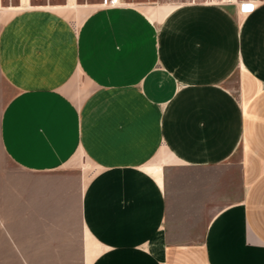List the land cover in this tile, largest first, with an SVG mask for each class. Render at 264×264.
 Here are the masks:
<instances>
[{
    "label": "crops",
    "instance_id": "obj_1",
    "mask_svg": "<svg viewBox=\"0 0 264 264\" xmlns=\"http://www.w3.org/2000/svg\"><path fill=\"white\" fill-rule=\"evenodd\" d=\"M246 3L243 13L219 3L175 5L162 27L148 23L146 39L144 14L127 7L93 14L80 28L49 6L14 10L4 21L0 77L12 95L0 115V143L35 177L26 184L36 188L27 213L39 219L42 211L47 224L60 216L54 186L63 165L80 149L100 163L79 196L84 235L101 247L89 264H264V0ZM112 25L124 31L118 52L146 48L149 64L144 55L131 66L121 55L114 69L122 80L84 98V80L114 77L99 71L96 56V35L107 37ZM101 97L109 102L104 112ZM160 144L193 170L237 171L239 196L187 205L212 206L197 236H180L168 223L162 165H140ZM49 230L55 249L62 247L59 229Z\"/></svg>",
    "mask_w": 264,
    "mask_h": 264
},
{
    "label": "rangeland",
    "instance_id": "obj_2",
    "mask_svg": "<svg viewBox=\"0 0 264 264\" xmlns=\"http://www.w3.org/2000/svg\"><path fill=\"white\" fill-rule=\"evenodd\" d=\"M96 1V0H95ZM246 0H121L116 7L100 8L96 4L88 5L83 0H78L75 3H68L66 0H53L51 2L35 1L31 7L28 4L20 2H8L7 0H0V28L2 27L6 18L14 11L32 7H52L68 16L74 24H80L83 20L87 19L93 14H100L110 9H117L119 7H127L129 9H136L143 13V26L145 27V39L148 38L147 25L153 23L160 28V23L169 12L173 10L175 5L183 4H199V3H215L225 5L229 9L240 8V13L246 10L248 3L242 4ZM37 4V5H35ZM242 4V5H241ZM239 5V6H238ZM151 17L154 21L151 22ZM115 25L119 23L114 21ZM130 22V21H129ZM134 25V19L131 21ZM130 23V24H131ZM130 27L129 25H127ZM111 31H108L105 35H96L97 41V61L99 64V71L106 76L107 73L114 77H100L99 85L96 84V80L93 78L86 82L84 80L83 95L84 98L93 90V88L99 86L102 88L103 83L107 81H121L122 79L117 76L122 74L117 72L118 62H121V55L130 56L131 66L135 65L137 58H143L145 55L146 65L148 66L151 58V50L145 51L140 49L133 52L129 50L128 53H119L120 41L119 37L123 30L117 29L112 25ZM127 28V27H125ZM114 30V31H113ZM111 32V35H109ZM115 32V33H114ZM132 31L128 29L127 41L132 42L134 39ZM125 36V35H123ZM122 36V37H123ZM125 39V38H124ZM150 40V39H149ZM99 41V42H98ZM146 46V44H145ZM131 47V46H130ZM135 60V61H134ZM108 67V68H107ZM107 69V70H105ZM105 70V71H104ZM116 73H113V72ZM133 79V77H132ZM233 92L236 89V81L231 83ZM12 90L8 88L2 78L0 77V115L3 108L8 103ZM102 98V97H101ZM101 102V110L104 112L107 109L109 102ZM1 118V116H0ZM110 118L104 120L109 121ZM107 141L110 140V133L104 135ZM110 143L108 146L111 147ZM120 155L121 158L126 155L128 145L126 142L120 143ZM126 146V147H124ZM112 150H109V154ZM138 152V151H137ZM171 151L165 147L164 144H160L153 152L152 156L146 162L140 163L142 167L148 164L145 169H152L162 165L164 169V181L166 184V191L168 195L169 208L171 212L168 216L169 225L174 226L175 232L181 236L183 233H189L188 235L197 236L202 232L206 222H203L209 217V211L211 207L203 208H189L187 205L191 203L194 205H202L207 202V198L211 194L214 196H221L223 193H227L228 196H239L240 188L237 177V171L235 168L233 171L227 170L223 174L213 173L211 171L193 170L187 166L179 165V161L173 160L171 157ZM112 154V153H111ZM117 155V154H114ZM73 157L63 165L59 170L58 191L55 195L58 202V213L60 216L54 218V222L51 221L47 224L45 219H41V212L39 211L38 217L30 216L27 213L30 204L29 194H32L36 188L27 186V182L33 180L35 177L18 169L15 164L6 157L2 145L0 143V264H89L101 251L100 245L97 242L91 240L90 237L84 235L83 228L80 225V213L79 209V196L80 192L85 187L86 183L92 178L96 172L101 168L100 163L95 161L90 155L80 149L75 152ZM112 156V155H111ZM154 172L159 174L158 171ZM68 183H65L67 182ZM227 182V189L225 190L214 188L219 182ZM198 184L199 189L194 190ZM48 188V186H47ZM210 188V189H209ZM27 195V196H26ZM29 195V196H28ZM50 196H44V201L50 202ZM47 199V200H46ZM54 201V202H55ZM31 206H35L32 203ZM55 211V210H54ZM35 213V212H34ZM59 229V239L61 242H57L58 247L55 249L54 241L51 240L49 229ZM78 235V236H77ZM176 236V235H175ZM70 237L76 240L79 237L81 240V248L71 247L72 241ZM53 239V238H52ZM73 240V241H75ZM76 245V243H75ZM54 246V247H53ZM53 247V249H52Z\"/></svg>",
    "mask_w": 264,
    "mask_h": 264
},
{
    "label": "built area",
    "instance_id": "obj_3",
    "mask_svg": "<svg viewBox=\"0 0 264 264\" xmlns=\"http://www.w3.org/2000/svg\"><path fill=\"white\" fill-rule=\"evenodd\" d=\"M8 2H20L21 4V1L22 0H7ZM27 2H30V3H33L35 1H41V2H51L53 0H26ZM59 1H62V0H59ZM85 1L86 3L87 2H90V1H94V0H83ZM121 2V0H97L95 3H90V4H96V5H101V6H108V7H115L117 5H119V3Z\"/></svg>",
    "mask_w": 264,
    "mask_h": 264
},
{
    "label": "bare ground",
    "instance_id": "obj_4",
    "mask_svg": "<svg viewBox=\"0 0 264 264\" xmlns=\"http://www.w3.org/2000/svg\"><path fill=\"white\" fill-rule=\"evenodd\" d=\"M66 1H67L68 3H71V2H74V3H75V2L78 1V0H66ZM96 1H97V0H96ZM96 1H95V0H94V1H90V2H87V4L90 5V3H95ZM11 3H12V2H11ZM22 3H24V4L26 3V4L30 5V6L32 5V3L27 2L26 0H22V1H21V4H20L21 7L23 6ZM85 3H86V2H85ZM35 5H37V4H35ZM97 6L103 8V6H101V5H97ZM117 6H118V5H117ZM104 7H106V6H104ZM115 7H116V6H115Z\"/></svg>",
    "mask_w": 264,
    "mask_h": 264
}]
</instances>
